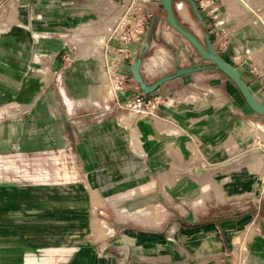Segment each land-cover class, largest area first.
<instances>
[{
  "label": "crops",
  "instance_id": "1",
  "mask_svg": "<svg viewBox=\"0 0 264 264\" xmlns=\"http://www.w3.org/2000/svg\"><path fill=\"white\" fill-rule=\"evenodd\" d=\"M111 1L41 0L26 6L28 14L46 16L42 28L57 31L54 40L42 41L40 54L34 53L32 38H26L24 54L18 53L11 36L7 44L0 41L8 48L3 83L0 54V264H264V195L254 198L257 187H247L225 201L228 193L220 191L223 202L211 206L212 211L205 200V209L189 201L185 212L175 208L161 214L164 206L176 207L178 199H189L194 183L175 179L162 186L156 180H142L144 174L192 173V146L203 148L206 167L224 161L225 147L234 145L226 144L230 134L225 132L235 128L238 112L233 108L225 112L217 98L219 83L214 85L215 96H204L209 83L205 73L225 75L215 69L174 77L151 93L142 91L134 75L135 61L141 60L140 71L148 84L156 81L148 77L169 61L166 55L164 63L147 71L154 54L146 51V44L150 49L160 44L149 31L165 27L157 1L149 8L158 19L149 24L144 42L133 44L131 57L118 66L124 83L119 90L105 91L103 83L110 74L103 46L100 55L83 53L64 35L81 31L86 19L94 22L95 33L108 28L114 12ZM219 7L227 34L211 31V20L202 12L212 44L240 69L239 55L253 44L257 54L264 45V27L239 24L235 15L227 20L231 9L226 0ZM28 26L33 28V20ZM200 26L202 37L195 33L204 42ZM226 35L224 53L220 44ZM260 60L264 62V55ZM257 86L259 93L252 91L264 101V84ZM188 92L198 99L191 100ZM138 93L165 95L166 105L152 117L139 118L130 132L117 104ZM245 107L250 110L242 104L240 113L248 111ZM18 157L40 163L62 158L66 168L3 174L19 172ZM232 169L221 170L227 173L222 178ZM251 198L255 200L244 203Z\"/></svg>",
  "mask_w": 264,
  "mask_h": 264
},
{
  "label": "rangeland",
  "instance_id": "2",
  "mask_svg": "<svg viewBox=\"0 0 264 264\" xmlns=\"http://www.w3.org/2000/svg\"><path fill=\"white\" fill-rule=\"evenodd\" d=\"M199 0H196L198 2ZM227 6L231 11L227 14L226 19L229 20L232 15L238 16L239 24H250L253 23L256 26L264 27V0H226ZM154 2V1H153ZM41 0H0V41L1 43H6L9 41V37L13 38L17 44L18 53L24 54L26 51V38L34 40V53L40 54L42 53L40 47L43 40H54L57 36L56 30H46L42 28V22L46 21V16H44L40 12H35L33 14H28L26 12L25 7L28 5L41 4ZM175 7L177 8L179 4L185 3L181 0H175ZM198 4V3H197ZM159 6L160 3H158ZM187 5V4H186ZM188 9L193 21L197 25V29H193V22H187L186 19L178 13L179 20L190 30L200 34V37L203 35L202 28L200 26L199 21L196 16L193 14L192 9L189 5ZM158 10H155V13H158ZM32 16V17H31ZM32 18V19H31ZM221 17H219L220 19ZM90 19V18H89ZM161 19L163 22V27L155 26L152 28V31H149V34L152 35L154 41L160 43L159 46H155L150 49V46L146 48V51H150V55L154 54L157 51L163 50L167 57L168 62L163 64L161 67L157 69L154 75L148 77L150 82H154L155 80L161 78L164 75L174 72L176 69L181 67L190 66L200 60V56L197 54L195 49L174 29H172L165 19V14L162 12ZM33 20V28L28 26V22ZM82 23V30L76 33H65L64 37L69 38L72 42H75L76 47L80 49L83 53L89 50L90 52L100 55L101 48L103 46L102 40L96 36L94 28H92L93 21L88 19L84 20ZM10 24L12 26H10ZM13 24H16L15 26ZM154 24V23H153ZM152 25V23H151ZM148 29V28H147ZM146 29V32H147ZM157 29V30H156ZM47 31V32H46ZM44 33V35H43ZM48 33V34H47ZM166 36V38L164 37ZM78 38V39H77ZM28 39V40H29ZM27 40V41H28ZM158 45V44H157ZM222 51L225 53L228 49V45H221ZM29 49H31L30 44L28 45ZM0 54H1V64H2V74H1V82H7V77L4 76V66L7 67V61H4L5 57L4 53L8 52V48H4V46H0ZM256 50L255 45H251L249 52L244 51L240 56L239 60H237L236 64L242 71L244 75H246L247 79L251 80L250 88L251 90L259 93V89L257 90V84H264V65L262 64V60H260V56L264 55V45L261 44L259 51L254 54ZM261 50V51H260ZM252 53L251 55H248ZM190 55V56H188ZM179 56L180 61L177 63L176 57ZM260 60V61H259ZM259 61V62H258ZM229 62V61H228ZM176 63V65H175ZM39 64V63H38ZM4 65V66H3ZM252 70L253 72H251ZM205 79H208L209 83L205 87V94H211L215 96L216 88L214 85L219 83L222 87L221 93H218L220 102L225 104V112L228 113L233 108L238 113H236V126L231 131L228 130L226 133L230 134L228 136V140L226 144H234L233 146L229 145L228 148L225 147L224 153V161L210 163L209 167H206V159L204 157V151L202 147L192 146V158H193V168L194 171L192 173H152L147 172L144 174L142 180L144 181H153L156 180L161 183L163 186L164 183H172L175 179H185L193 182L194 187L192 195L188 198L178 199L176 202V207L173 205L164 206L161 212L163 214H167L168 210L175 209L180 210L181 212H185L190 206V202H198L199 207H203L205 209L204 201H209V210L212 211V207H217L218 203L223 202L222 200V192H227L228 195L224 196V201L235 196L236 193L247 190V187H257L255 192V197L258 198L261 194L264 195V164L260 172L250 168L252 164V157L256 152L257 148L260 149V152L264 156V140L258 138L255 131H251L257 124H262L264 126V117L252 112L248 111L244 112L241 110L240 113V105H244L243 99L237 89L236 85L221 73L208 71L205 73ZM20 77H18V82L20 81ZM256 81L258 83H256ZM260 88V87H259ZM103 89L105 91H113L119 90V85L113 82V78L109 76L106 77L103 83ZM262 89V88H261ZM189 96H192L191 92H188ZM197 97H191V100H197ZM215 100V99H214ZM121 117L124 122L130 127V132L134 129L135 122L140 118H145L144 115L139 116L136 112L132 110H124L121 111ZM130 123V124H129ZM238 128V129H237ZM133 135V134H132ZM140 147V146H138ZM228 153V154H227ZM56 160V159H55ZM54 159H50L48 162L40 163L36 160H28L27 158H19L16 160V164L19 167V172L16 173L13 170H3V174H16L22 175L25 172V169L28 170H40L48 169L50 170H60L63 172L65 170L66 162L62 158H58V161ZM216 166V167H215ZM224 168V169H223ZM232 169L230 174L224 179L222 178L227 173H221L222 170ZM134 175V174H133ZM224 179V180H223ZM223 181V182H222ZM208 186V187H207ZM220 186V187H219ZM226 186V187H225ZM204 187H207V190H204ZM220 188V189H219ZM222 191V192H220ZM161 192L165 194V188L161 189ZM215 192L217 194H215ZM253 192L249 195H253ZM221 193V194H220ZM245 193V192H243ZM169 195L168 192L166 193ZM240 196V194H239ZM191 198V199H190ZM255 199H250L247 202H252ZM114 202V201H113ZM115 203V202H114ZM195 204V203H194ZM203 204V205H202ZM240 206H243L240 203ZM245 204V206H246ZM212 206V207H211ZM101 222V221H100ZM103 223V222H102ZM105 224V223H103ZM103 227V226H101Z\"/></svg>",
  "mask_w": 264,
  "mask_h": 264
},
{
  "label": "built area",
  "instance_id": "3",
  "mask_svg": "<svg viewBox=\"0 0 264 264\" xmlns=\"http://www.w3.org/2000/svg\"><path fill=\"white\" fill-rule=\"evenodd\" d=\"M159 0H112L114 7L113 15L108 19L106 29L99 30L97 38L102 40L104 54L108 60L107 72L113 82L121 85L124 83L123 77L118 72L121 62L131 57V46L142 44L146 35V29L156 18L149 8V5ZM221 0H199L198 6L204 14L211 20V31L222 30L227 34L222 26L224 21L219 19V2ZM222 44L227 42V35L223 37ZM253 72L252 70H250ZM254 73V72H253ZM165 95H155L151 97L138 93L126 102H119L117 107L121 110H132L139 116L151 117L157 110L166 105Z\"/></svg>",
  "mask_w": 264,
  "mask_h": 264
},
{
  "label": "water",
  "instance_id": "4",
  "mask_svg": "<svg viewBox=\"0 0 264 264\" xmlns=\"http://www.w3.org/2000/svg\"><path fill=\"white\" fill-rule=\"evenodd\" d=\"M175 0H159L162 10L165 14V19L169 26L179 33L197 52L200 56V62L194 63L187 67H182L176 70V72L168 75H164L153 84H148L144 81L143 76L140 71L141 60L138 59L134 63V75L136 81L140 84V88L144 93H151L156 91L160 85L164 82L173 79L174 77L197 72L201 70L215 69L223 72L228 76L234 84L237 86L244 102L254 113L264 117V101L260 100L254 92L251 90L245 76L236 66L225 60L214 48L211 40V34L209 31L208 23L204 18V15L200 11V8L196 0H183L191 6L193 14L200 21L204 29V42L200 37L187 28L178 18ZM158 19L156 16L155 20ZM149 43L146 44V47ZM177 61L180 60L179 56L176 57ZM209 62V63H206Z\"/></svg>",
  "mask_w": 264,
  "mask_h": 264
},
{
  "label": "bare ground",
  "instance_id": "5",
  "mask_svg": "<svg viewBox=\"0 0 264 264\" xmlns=\"http://www.w3.org/2000/svg\"><path fill=\"white\" fill-rule=\"evenodd\" d=\"M177 6H178L177 7V13H179L181 16H183L187 22H190V24H191V22H193V25H194L193 28L197 29L198 27L190 15L188 6L185 3H181ZM251 54L252 53H250L248 55H251ZM165 61H166V53L163 50L155 52L153 55V59L146 64L147 71L151 72L156 66L164 63ZM262 64L264 65V62ZM251 131H255L254 134H256L258 136V138L260 137L261 140L262 139L264 140V126L262 124H259V125L257 124L254 128L251 129ZM133 142H134L135 146L137 147L138 141H137L135 136H133ZM263 164H264V156L260 152V149L257 148L256 152L254 153V155L252 157V164H251L250 168L256 170L257 172H260Z\"/></svg>",
  "mask_w": 264,
  "mask_h": 264
},
{
  "label": "flooded vegetation",
  "instance_id": "6",
  "mask_svg": "<svg viewBox=\"0 0 264 264\" xmlns=\"http://www.w3.org/2000/svg\"><path fill=\"white\" fill-rule=\"evenodd\" d=\"M177 12V11H176ZM178 14V13H177ZM207 63H209V62H207Z\"/></svg>",
  "mask_w": 264,
  "mask_h": 264
}]
</instances>
